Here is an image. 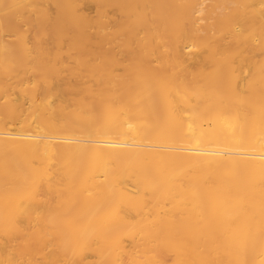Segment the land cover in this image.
I'll return each instance as SVG.
<instances>
[{"label":"bare ground","instance_id":"6f19581e","mask_svg":"<svg viewBox=\"0 0 264 264\" xmlns=\"http://www.w3.org/2000/svg\"><path fill=\"white\" fill-rule=\"evenodd\" d=\"M0 264H264V0H0Z\"/></svg>","mask_w":264,"mask_h":264},{"label":"rangeland","instance_id":"374dc122","mask_svg":"<svg viewBox=\"0 0 264 264\" xmlns=\"http://www.w3.org/2000/svg\"><path fill=\"white\" fill-rule=\"evenodd\" d=\"M94 11V7L89 6V12H93Z\"/></svg>","mask_w":264,"mask_h":264}]
</instances>
